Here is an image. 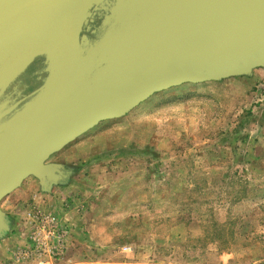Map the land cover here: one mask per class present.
<instances>
[{"label": "rangeland", "instance_id": "1", "mask_svg": "<svg viewBox=\"0 0 264 264\" xmlns=\"http://www.w3.org/2000/svg\"><path fill=\"white\" fill-rule=\"evenodd\" d=\"M49 160L84 217L55 264H264L262 68L155 93Z\"/></svg>", "mask_w": 264, "mask_h": 264}, {"label": "water", "instance_id": "2", "mask_svg": "<svg viewBox=\"0 0 264 264\" xmlns=\"http://www.w3.org/2000/svg\"><path fill=\"white\" fill-rule=\"evenodd\" d=\"M264 69V0H0V203L155 93ZM0 208V237L9 231Z\"/></svg>", "mask_w": 264, "mask_h": 264}, {"label": "crops", "instance_id": "3", "mask_svg": "<svg viewBox=\"0 0 264 264\" xmlns=\"http://www.w3.org/2000/svg\"><path fill=\"white\" fill-rule=\"evenodd\" d=\"M24 181L17 188V193L8 200L7 209L2 210L9 217L10 228L5 236L0 237V264H24L23 261H14L13 258L14 251L25 246L28 233L24 221V209H22L24 203H30L41 211L51 213L62 222H69L74 229L83 224L84 217L81 211L79 212L78 209L76 213L73 211L76 193L73 192L71 185L67 183L54 185L50 191L44 192L40 190L38 183L39 189L34 181ZM28 262L35 264L33 261Z\"/></svg>", "mask_w": 264, "mask_h": 264}, {"label": "built area", "instance_id": "4", "mask_svg": "<svg viewBox=\"0 0 264 264\" xmlns=\"http://www.w3.org/2000/svg\"><path fill=\"white\" fill-rule=\"evenodd\" d=\"M24 221L28 231L26 242L24 247L14 252V261L46 264L65 255L72 231L69 223L60 221L55 215L41 211L32 204L24 209Z\"/></svg>", "mask_w": 264, "mask_h": 264}]
</instances>
